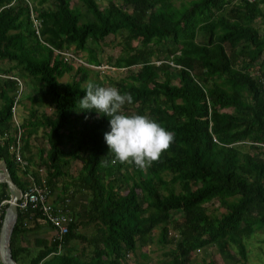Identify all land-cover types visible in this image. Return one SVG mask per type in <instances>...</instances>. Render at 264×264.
Returning <instances> with one entry per match:
<instances>
[{
  "label": "trees",
  "instance_id": "16d2710c",
  "mask_svg": "<svg viewBox=\"0 0 264 264\" xmlns=\"http://www.w3.org/2000/svg\"><path fill=\"white\" fill-rule=\"evenodd\" d=\"M80 2L85 13L70 0H0V162L20 190L32 184L31 174L68 200L73 217L61 240H41L32 250L20 240L40 228L43 215L19 212L14 260L129 264L160 227L159 243L172 249L165 264H195L196 253L210 247L247 264V240L264 229V32L256 26L264 24V0H108L103 8L99 0ZM111 36L120 53L106 63L127 74L111 84L133 96L125 110L174 132L169 148L145 168L113 163L104 139L109 118L77 110L87 84L102 83L74 63L86 53L88 65H101L96 48ZM67 74L71 81L62 83ZM22 81L33 90L21 121ZM15 117L26 169L10 151ZM41 131L45 145L35 155L31 141ZM75 162L82 166L74 176ZM10 199L0 184V203ZM215 202L222 212L209 211ZM91 224L94 235L83 234Z\"/></svg>",
  "mask_w": 264,
  "mask_h": 264
},
{
  "label": "clouds",
  "instance_id": "9594fccd",
  "mask_svg": "<svg viewBox=\"0 0 264 264\" xmlns=\"http://www.w3.org/2000/svg\"><path fill=\"white\" fill-rule=\"evenodd\" d=\"M79 100L78 111H95L109 118L104 139L112 153V162L133 163L139 168L150 166L174 141V132L148 114L128 113L126 104L133 102L130 93L115 85L89 82Z\"/></svg>",
  "mask_w": 264,
  "mask_h": 264
},
{
  "label": "rangeland",
  "instance_id": "374dc122",
  "mask_svg": "<svg viewBox=\"0 0 264 264\" xmlns=\"http://www.w3.org/2000/svg\"><path fill=\"white\" fill-rule=\"evenodd\" d=\"M72 7L76 9H80L83 13H85V7L80 2V0H70ZM189 1V0H186ZM32 4V3H31ZM100 6L106 7L108 4V0H99ZM36 4H32L33 10L35 9ZM256 26H260V31L263 33L264 31V24L261 23V20H257ZM114 40V38L111 36L108 38L107 42L108 44H104L101 49L96 48L95 54L100 59L101 65L95 66V65H88L86 63V53L84 54V58L81 56L77 58V62L74 63V68L77 69L81 65L86 66L91 70L90 72V79L92 81H99L104 86H110L112 82H117L120 79H123L127 76L125 74V69H117L110 67L107 65V57H116L120 53V48H114V46H111L109 43H111ZM117 42L121 41L120 37L116 38ZM115 41V42H116ZM137 43H134V46H136ZM114 62V61H113ZM159 64V63H158ZM72 79V74H67L61 79L62 83H68ZM24 84V82L22 81ZM26 83V82H25ZM25 85V84H24ZM25 93H24V100L27 102L25 105H21L18 110L19 118L21 121L28 116L29 114V102L25 99L30 96V93L33 90V85L27 81V84L25 85ZM45 110V109H43ZM42 111V110H41ZM48 114H51L52 110L46 109L45 110ZM18 118V117H17ZM32 153L37 155V147L39 145H45V139H44V133L41 131L39 135L36 138H33L32 141ZM36 157L35 159H37ZM82 166L81 162H75L72 166V175H76L80 168ZM37 170V166H32L31 170ZM41 173L44 170H39ZM210 212H213L217 209L220 210V212L223 211L219 207V204L215 202L214 204H208L206 205ZM174 216H179L178 213H175ZM160 230L161 228H157L153 232V242L149 244L148 246L141 247L136 255L133 256V258H130L129 264H165L170 259L166 256L168 252H170L171 246L170 245H163L159 243V237H160ZM172 231V230H171ZM173 232V231H172ZM77 244V243H76ZM247 248H248V262L247 264H264V229L257 231L250 239L247 240ZM234 255L236 258H239V256L236 254V250H234ZM146 255V257H144ZM206 260V264H209L210 262L214 261L215 264H245L243 262H232L227 261L217 247H210L207 250H202L201 252L196 253V259L195 264H203Z\"/></svg>",
  "mask_w": 264,
  "mask_h": 264
},
{
  "label": "built area",
  "instance_id": "2783aa9c",
  "mask_svg": "<svg viewBox=\"0 0 264 264\" xmlns=\"http://www.w3.org/2000/svg\"><path fill=\"white\" fill-rule=\"evenodd\" d=\"M254 2L255 0H249ZM31 18L33 20L34 26L37 30L38 36H40V27L41 23L37 19L34 11L31 12ZM68 57H74L70 53H63ZM2 77V76H1ZM22 87L20 88V92ZM16 116V115H15ZM15 123H19L17 117L14 118ZM22 130L18 124V137L16 142L10 146V151L14 154L15 159L18 164L23 169H26L28 166L27 161L23 158L22 155ZM29 179L32 184L25 190H20V198L18 201V210L19 212H26L28 210L40 211L43 215V219L47 222L51 228L56 232L55 240H61L64 235L68 233L69 224L73 222V217L70 210L66 207L68 200H59L57 194L53 193L48 186L39 185L36 183L35 178L28 174ZM10 200L3 201L0 203V213L3 212L4 207L9 205ZM173 233L170 232V236ZM199 252V251H198Z\"/></svg>",
  "mask_w": 264,
  "mask_h": 264
},
{
  "label": "water",
  "instance_id": "95a60500",
  "mask_svg": "<svg viewBox=\"0 0 264 264\" xmlns=\"http://www.w3.org/2000/svg\"><path fill=\"white\" fill-rule=\"evenodd\" d=\"M0 184L7 186L11 196L0 231V262L1 264H17L12 255V234L19 218L17 205L20 189L14 182L6 161L0 162Z\"/></svg>",
  "mask_w": 264,
  "mask_h": 264
},
{
  "label": "crops",
  "instance_id": "0c3cea01",
  "mask_svg": "<svg viewBox=\"0 0 264 264\" xmlns=\"http://www.w3.org/2000/svg\"><path fill=\"white\" fill-rule=\"evenodd\" d=\"M85 226L87 227H84L83 229H81L82 233L88 236H93L95 233V229H94L95 227H93V224L85 225ZM55 234L56 232L49 225L41 221L40 228L24 236V238L21 237L22 239L20 240V245L24 247H28L32 250H37V245L39 244L41 240L50 241L55 236ZM75 245H77L76 242L73 243V246ZM130 258H133V257H130Z\"/></svg>",
  "mask_w": 264,
  "mask_h": 264
}]
</instances>
